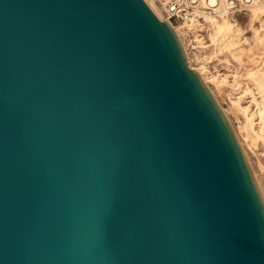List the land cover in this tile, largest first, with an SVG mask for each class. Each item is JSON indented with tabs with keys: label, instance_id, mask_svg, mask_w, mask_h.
Instances as JSON below:
<instances>
[{
	"label": "water",
	"instance_id": "obj_1",
	"mask_svg": "<svg viewBox=\"0 0 264 264\" xmlns=\"http://www.w3.org/2000/svg\"><path fill=\"white\" fill-rule=\"evenodd\" d=\"M145 0H0V264H264V192Z\"/></svg>",
	"mask_w": 264,
	"mask_h": 264
},
{
	"label": "rangeland",
	"instance_id": "obj_2",
	"mask_svg": "<svg viewBox=\"0 0 264 264\" xmlns=\"http://www.w3.org/2000/svg\"><path fill=\"white\" fill-rule=\"evenodd\" d=\"M146 2L150 6L152 0ZM257 13L207 19L205 28L175 31L189 53L190 69L204 75L217 95L264 192V13Z\"/></svg>",
	"mask_w": 264,
	"mask_h": 264
},
{
	"label": "built area",
	"instance_id": "obj_3",
	"mask_svg": "<svg viewBox=\"0 0 264 264\" xmlns=\"http://www.w3.org/2000/svg\"><path fill=\"white\" fill-rule=\"evenodd\" d=\"M164 20L173 28L185 27L196 31L208 25L206 18L230 19L245 14L264 0H153Z\"/></svg>",
	"mask_w": 264,
	"mask_h": 264
},
{
	"label": "bare ground",
	"instance_id": "obj_4",
	"mask_svg": "<svg viewBox=\"0 0 264 264\" xmlns=\"http://www.w3.org/2000/svg\"><path fill=\"white\" fill-rule=\"evenodd\" d=\"M146 1V0H145ZM148 1V0H147ZM148 4V3H147ZM149 5V4H148ZM260 5H264V1L263 2H261V3H259V4H257V5H255V6H253V7H251L250 9H249V12L251 11H253V14H254V16H256V17H258V11L259 12H263L264 13V9L263 10H261V8H262V6H260ZM150 8L155 12V14L161 19V20H163V21H165L164 20V17L162 18V13L160 12V9L158 8V6L155 4V2L152 0V2H151V4H150ZM254 9H256V10H254ZM162 15V16H161ZM223 18H227L226 16H221L219 19H223ZM207 19L209 20V19H212V20H218V19H215V18H206V21H207ZM210 21V20H209ZM174 30H176V28H173ZM198 74H200V75H202L201 73H198ZM249 114V113H248ZM251 115V114H250ZM253 115H255V114H252L251 116H253Z\"/></svg>",
	"mask_w": 264,
	"mask_h": 264
}]
</instances>
